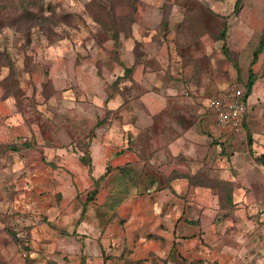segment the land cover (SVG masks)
<instances>
[{"label": "rangeland", "instance_id": "obj_1", "mask_svg": "<svg viewBox=\"0 0 264 264\" xmlns=\"http://www.w3.org/2000/svg\"><path fill=\"white\" fill-rule=\"evenodd\" d=\"M235 1L0 0V264H264L259 144L224 146L206 110L243 92L224 50L246 78L264 27V0ZM182 58L216 85L185 84ZM263 67L264 51L251 123Z\"/></svg>", "mask_w": 264, "mask_h": 264}, {"label": "trees", "instance_id": "obj_2", "mask_svg": "<svg viewBox=\"0 0 264 264\" xmlns=\"http://www.w3.org/2000/svg\"><path fill=\"white\" fill-rule=\"evenodd\" d=\"M243 0H236L235 1V4H234V11H238L240 9V6H241V3H242ZM100 24L103 25L105 28V30L107 32L110 33V35L116 40L118 39V34L120 32V30H122V27H123V22L121 21H117L115 18L112 17V20H109L108 22L104 23L102 20H99ZM131 30V29H130ZM226 31H227V28L226 26L223 27V29L219 32V35L216 36V39H220V40H225V35H226ZM226 46L223 45L222 48H225ZM226 52V57L227 59L232 62L233 66L235 67L236 69V73H237V79L238 82L236 81L237 84H239L238 87H241L242 88V98H243V101L244 103H246V99L247 97L250 95L251 93V90H252V87L255 83V81L257 80L258 78V74L256 73V71H254L253 69V65L257 63L258 59H259V56L260 54H262V52L264 51V27L262 29V33L260 35V38H259V41H258V44L256 45V47L252 50V55H251V60L249 62V66L247 68V77L246 78H243L240 76V66L238 65L237 61L235 60L236 59V56H233L232 53L228 52L227 49L224 50ZM134 56H136L134 54ZM136 59V58H135ZM134 59V61H135ZM207 59V58H206ZM188 60H191V61H194L193 62V67H192V72L189 76L187 77H182L180 79H182V81L185 82V84H191L194 85L195 87V90H200V89H205L207 90V88L209 87V85H212L214 83V80L216 79V76H219L218 74H215V72L212 71V68H210V66L207 64H202V62H200L201 60L199 59H188V58H182V64L183 65H187L186 61ZM134 61L131 63L130 66H126L125 69H124V73H123V76H128L130 75L132 69L138 65H141L139 64L141 61H138V63H136L137 65L135 66L134 64ZM207 63V61H205ZM142 66V65H141ZM263 73H264V67L262 69ZM100 72V71H99ZM226 72V71H225ZM225 77L227 79V74H225ZM121 79V77H118L116 79V82H118V80ZM116 85V84H114ZM217 90V89H215ZM229 90V86H226L224 89L222 90H217L218 92L219 91H228ZM185 94H187V92H185ZM212 94H210L209 96H211ZM15 97V96H14ZM111 99V95L110 94H107V98L106 100H108V102L110 101ZM189 105V104H187ZM206 110L211 113V110L209 108H206ZM191 111V110H190ZM191 114H194L193 112H191ZM209 115V114H208ZM205 116V115H204ZM202 117L200 118V123L203 122V119L206 117ZM213 116V114H212ZM210 117V116H209ZM214 118V117H213ZM248 118V113L245 112L244 114V120H243V133H245V135L247 136V143H248V148L250 149L251 147V141H252V137H251V133H250V130L248 129V125H247V122H246V119ZM215 122H216V118H214ZM211 121V120H210ZM209 122V121H208ZM207 122V123H208ZM211 130V129H208V131ZM224 131V132H223ZM221 131V135L218 137H222L220 138V140H222V144L227 145L226 143L228 142H233V144L235 143V138H239L240 137V134L239 133H236V132H229V131H226V130H223ZM226 131V132H225ZM9 148L11 149H14V150H17L18 148L15 146V145H8ZM222 149H226V147H223ZM83 159L84 161L86 160L88 163L90 162V158L89 156L87 158H84L83 156ZM255 159L264 167V153H261L259 155H257L255 157ZM108 169H110V166L108 167L107 166V169H106V172L108 171ZM105 172V173H106ZM105 173H103L101 176H103ZM123 174V173H122ZM98 181L99 179H96L95 180V184H98ZM196 185H201V184H198V183H194ZM225 187L226 185V182L223 183ZM204 185H207V184H204ZM208 186V185H207ZM209 187V186H208ZM96 188H94L91 192V194H89L88 196V200H92L95 196H96ZM220 198V197H219ZM232 194L231 192L230 193H227L226 194V200L227 201H231L232 199ZM14 234H16L14 231H12ZM25 245V244H24Z\"/></svg>", "mask_w": 264, "mask_h": 264}, {"label": "built area", "instance_id": "obj_3", "mask_svg": "<svg viewBox=\"0 0 264 264\" xmlns=\"http://www.w3.org/2000/svg\"><path fill=\"white\" fill-rule=\"evenodd\" d=\"M207 105L215 115L216 125L220 130L236 132L242 137L246 103L240 89L230 87L228 91H215L207 98Z\"/></svg>", "mask_w": 264, "mask_h": 264}, {"label": "crops", "instance_id": "obj_4", "mask_svg": "<svg viewBox=\"0 0 264 264\" xmlns=\"http://www.w3.org/2000/svg\"><path fill=\"white\" fill-rule=\"evenodd\" d=\"M219 84V83H218ZM255 84V83H254ZM213 85H216L215 83H213ZM254 86V85H253ZM254 87H252V90H251V93H250V95L247 97V99H246V104H252L251 102H252V100L250 99V97H251V95L253 94L254 95V98H258V97H261L260 95L258 96V94L256 93V91L253 89ZM254 90V91H253ZM253 95H252V98H253ZM263 95H264V92H263ZM254 98H253V101H255L254 100ZM256 98V99H257ZM206 100H207V98H206ZM185 103H187L188 104V101L186 100L185 101ZM189 103H190V105L192 106L193 104H192V100L191 99H189ZM253 105H254V103H253ZM257 117V116H256ZM248 119V121H247V125H248V128H249V130L252 132V139H253V147L254 148H252V150H254L255 152H257L258 150H257V148H259L260 150H261V152H260V154L261 153H264V129H263V126H262V119H263V117L261 118H255L254 119V121H256V124H255V122L253 121L252 123H251V121H252V116L250 115L249 116V118H247ZM259 120V124L257 125V121ZM264 120V119H263ZM250 124H251V126H250ZM257 125V126H256ZM260 126V127H259ZM257 127V130H258V133H255V128ZM259 128V129H258ZM221 134V133H220ZM188 135H190V133H188ZM254 136V137H253ZM257 136H262V140L261 141H259L258 139L259 138H257ZM256 144H259V147H257L256 148ZM259 150V151H260ZM245 159L247 160V158L245 157Z\"/></svg>", "mask_w": 264, "mask_h": 264}]
</instances>
